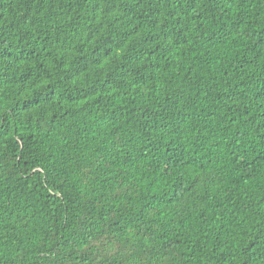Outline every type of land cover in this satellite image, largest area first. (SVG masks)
Listing matches in <instances>:
<instances>
[{
	"label": "trees",
	"instance_id": "16d2710c",
	"mask_svg": "<svg viewBox=\"0 0 264 264\" xmlns=\"http://www.w3.org/2000/svg\"><path fill=\"white\" fill-rule=\"evenodd\" d=\"M0 264H264V0H0Z\"/></svg>",
	"mask_w": 264,
	"mask_h": 264
}]
</instances>
